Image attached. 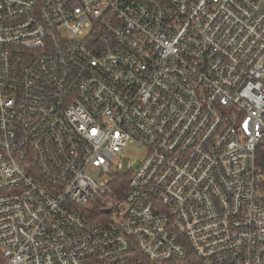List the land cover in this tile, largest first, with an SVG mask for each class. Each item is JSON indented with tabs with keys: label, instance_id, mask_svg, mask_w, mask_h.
I'll return each mask as SVG.
<instances>
[{
	"label": "built area",
	"instance_id": "built-area-1",
	"mask_svg": "<svg viewBox=\"0 0 264 264\" xmlns=\"http://www.w3.org/2000/svg\"><path fill=\"white\" fill-rule=\"evenodd\" d=\"M0 264H264V0H0Z\"/></svg>",
	"mask_w": 264,
	"mask_h": 264
},
{
	"label": "rangeland",
	"instance_id": "rangeland-1",
	"mask_svg": "<svg viewBox=\"0 0 264 264\" xmlns=\"http://www.w3.org/2000/svg\"><path fill=\"white\" fill-rule=\"evenodd\" d=\"M124 154L132 161L140 162L143 158L144 150L140 146L132 144L124 150Z\"/></svg>",
	"mask_w": 264,
	"mask_h": 264
}]
</instances>
